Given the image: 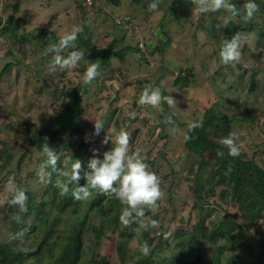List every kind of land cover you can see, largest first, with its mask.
<instances>
[{"label": "rangeland", "instance_id": "obj_1", "mask_svg": "<svg viewBox=\"0 0 264 264\" xmlns=\"http://www.w3.org/2000/svg\"><path fill=\"white\" fill-rule=\"evenodd\" d=\"M16 1L19 4L18 12L12 9V4ZM98 1L111 14L133 16L136 24L141 27L140 35L149 33L154 43L159 38L164 41L167 35L170 43L162 53L153 52L152 56L145 54L146 59L138 51L114 56L107 72L103 71L91 84L84 85L82 74L85 68L82 69V62L76 69L53 71L50 63L41 60V57L48 55L46 51L38 49L39 46L29 45L27 55L24 56L18 45L12 47L7 40L8 34L0 37V69L6 62L15 61V58L21 63L15 64L0 78V139L7 142L8 150L14 155L9 170L0 167V243H7L19 254L22 251H34L33 241L41 234L37 216L40 215L43 223H48L53 216L59 215L47 245L40 252L21 258L23 264H52L58 259V250L70 227L84 217L85 201L74 199L62 212H57L51 206L50 199L42 192L46 183L41 182L37 175L44 156L42 152L29 146L25 128L17 127L21 121L36 122L38 126L50 124L64 101L62 91L81 84L84 112L79 124L85 135L91 137V141L85 143L86 154L92 157V150L98 149L102 158V153L113 146L110 142L107 145L101 144L104 136L102 132L100 136H92L93 120H102L107 126L106 131H111L113 135L124 128L133 139L130 151H138L150 169L160 177L164 197L154 211L145 210L147 217L151 214L156 216L159 228L145 230L144 233L142 228H135L132 223L127 227L134 232L127 237L120 236L118 230L121 227L115 231L112 222H108L102 228L104 234L96 245L93 241L84 240L83 255L75 264H87L93 254L95 258L106 255L109 264H131L141 256L155 258L154 264H174L171 255L175 251L164 252L166 246L160 256L150 253L144 255L140 247L144 243L143 237H149L152 232L163 238L168 236V246L172 247L176 242L173 235L174 229L179 225L177 219L182 216L194 219L191 191L198 158L184 147L186 125L200 124L205 113L212 109L234 118L233 131L238 137L237 143L241 145V151L247 157L253 156L264 168V35L257 36L259 27L263 25V17L257 14L249 21L240 16L231 20L250 30L237 33L240 37V59L233 64L224 65L219 51L222 45L221 34L226 27L224 18L230 15L225 10L194 14L192 0H160L156 11L150 10L148 3L146 6L138 4L139 8L138 5L130 4L131 0H122L118 6L108 0ZM82 12L71 0H0L2 18L15 15L25 19L22 32H29L34 28L48 29L60 37L73 26L83 29L87 25L97 46H106L113 37L116 48L125 43L135 45L131 34H127L123 27H115L110 19H103V16H99L100 13L96 15L91 10H88V16L82 18ZM161 28L162 31L158 32ZM124 33L126 38L121 42L119 37ZM9 49L14 52V56H3ZM142 50L144 51V46ZM188 71L192 73L189 83L175 84V78L189 73ZM251 81L254 87L249 90ZM148 83L160 87L164 95H171L178 102V110L169 108L165 103L159 108L140 106L137 103L139 94ZM129 111L137 113L135 119L127 115ZM167 115H172L178 131L174 132L171 125L164 123ZM61 139L70 140L64 142L67 146L65 152L70 154L81 143L80 135L76 132ZM160 150L166 153L160 155ZM21 153L25 157L19 167L17 159ZM17 178L21 185L29 184L36 193L29 199L28 214L18 211L14 214L7 204ZM218 191L220 188H217ZM54 198L56 201L57 198ZM44 202V210L39 209ZM219 205L225 206L230 216L236 210L230 202H221ZM12 209L19 210L17 206H12ZM15 215L21 217V222L13 219ZM222 217L221 208H216L210 218L218 221ZM32 224L35 225L34 232L31 231ZM164 228L167 233L162 235ZM41 229L43 231L44 226ZM251 232L244 230L245 236ZM118 241L128 244L126 246L129 252L124 260L120 258L116 247ZM245 242L247 244L239 249L240 255L255 259L257 247L250 243L249 237H246ZM199 245L206 257L205 262L208 263L212 248L206 242H200ZM162 255L169 260L161 259Z\"/></svg>", "mask_w": 264, "mask_h": 264}, {"label": "trees", "instance_id": "obj_2", "mask_svg": "<svg viewBox=\"0 0 264 264\" xmlns=\"http://www.w3.org/2000/svg\"><path fill=\"white\" fill-rule=\"evenodd\" d=\"M71 1H73L74 6L82 9V18L88 16V10L95 11L96 15L100 13L99 16H103V19H110L115 27H123L127 34L130 33L132 36L131 39H134L135 43L134 46L130 43H125L122 47L116 48L115 38L113 37L106 46H97L93 40L92 31L86 25L83 27V31L78 34L75 49H66L63 53L66 56L71 50L82 51L84 53V58L81 60L82 69L86 67L85 61L89 63L98 61L101 65L100 72L102 74L103 71L107 72L109 70L112 65L111 59L114 56L138 51L146 59L145 54L148 53L152 56L153 52L162 53L170 43L167 35H165L164 41L159 38L157 43H154V39L149 33L140 35L139 29L141 27L136 24V19L129 14H121L128 17L126 23H116L115 17L119 15L111 14L102 8L98 0H91L90 3L86 0ZM108 1L116 6L122 2V0ZM151 2L152 0H131L130 4L146 6V3L149 4ZM232 2L239 6L245 0H232ZM255 2L260 6V10L255 15L258 14L263 17V25L259 27L257 32V36L262 37L264 35V0H255ZM140 5H138L139 8ZM137 8L135 9L137 10ZM12 9L14 12L19 11L17 1L12 4ZM24 23L25 19L22 17L10 15L7 19H4L0 15V37L8 34L7 40L11 42L12 47L18 45V49L24 52V56L27 55L26 50L29 45L39 46L38 49L46 51L48 55L41 57V60L51 64L52 54L49 53V47L53 43H58L59 37L48 29L38 30L34 28L29 32H22ZM241 30H250V28L245 27L241 23L231 21L221 34V43L223 44L225 40L230 39ZM160 31H162V28L158 32ZM125 34L119 37L121 42L125 40ZM143 46L144 51L142 50ZM4 54L14 56V52L11 49L3 53V56H5ZM15 64H21L20 60L15 58V61L6 62L0 69V78L7 74ZM188 72L183 76L178 75L174 80L175 84L189 83V77L192 73L190 71ZM34 75L38 78L35 71ZM51 78L53 79L54 77ZM81 86V84H76L62 91V100L64 101H62L59 111L54 115L53 121L50 124L38 126L36 122L21 121L17 126L18 128H25L26 141L30 147L42 152V145L47 142L51 148L55 149L59 157L57 168L61 170L70 168L73 159L81 160L83 162L82 166L86 170L87 162L91 158L85 152L86 135L79 124V119L84 112L82 103L84 94L80 91ZM253 87L254 84L251 81L249 90L253 89ZM234 120V118L212 109L205 113L204 119L195 129H189L191 123L186 125L184 147L187 152L198 158L192 181L194 187H192L191 191L194 219H187L184 216L177 219L179 225L174 229L175 232L173 235L176 242H174L172 247L168 246V236L163 238L161 235H154L153 232L149 237L144 236L143 242L147 241L149 247H151L150 254L160 256V252L166 246L164 252L175 251L171 255V258H174V264H264V168L253 156L247 157L246 153L241 150L240 155L237 157L228 156L227 149L222 148L220 145L219 141L221 138L228 136L230 133H234ZM106 128L107 126L105 125V130ZM72 132L80 135L79 142L81 143L78 149L70 154L65 152L67 146L64 144V142H70V140L61 138L68 136ZM102 133L105 134V132ZM218 150L225 152L223 158L217 156ZM165 153L164 150H160L158 154L164 155ZM24 157V153H21L17 159V166H21ZM13 159L14 155L8 150L7 142L0 139V167L9 170ZM45 159L46 157H43L41 163ZM229 168H231V171L226 175L225 173ZM46 171L52 173L51 179L53 178L54 181L58 178L57 172H53L51 167L47 168ZM54 181L46 183L42 192H45L50 199L51 206L55 207L57 212H62L63 208L67 204H71L74 198H72L70 193L67 196L59 195V190L54 187ZM84 183L85 181L81 179L80 184L83 185ZM17 186L25 190L28 197L26 202L27 211L22 212L23 214H28L29 199L36 193L29 184L22 183L21 185L18 178L16 179L15 187ZM217 188H220V191L217 192ZM54 197L57 198L56 201ZM8 201L9 209L14 214L17 211L21 213L20 210L12 209ZM221 202H230L233 204L236 207L235 212L230 216L227 208L219 205ZM84 203L86 210L84 217L70 227V231L62 240V247L58 250V259L52 264L77 263L84 252V240L93 241L96 245L97 241L104 234L102 228L107 226L108 222H112L115 231L121 227L118 230L120 231V236H132L133 230L120 222L119 217L123 206L117 199L94 192ZM45 206L46 203L44 202L39 209L44 210ZM216 208H221L223 212L222 219L218 221L210 218ZM147 215L148 213H146ZM58 217L59 215H55L51 221L43 223L40 215L37 216L41 224L39 228L41 234L33 241L35 244L34 251H22L19 254L7 243L1 242L0 264H23L21 261L23 256L40 252L49 242L52 230L54 229V223ZM149 218L156 219V216L151 214ZM172 218L175 220V216ZM133 224L135 228L140 229L137 223ZM42 226H44L43 231L41 229ZM34 230L35 225L32 224L31 231L34 232ZM142 230L144 233L146 232L144 229ZM244 230L252 232L250 235L245 236ZM166 233L167 230L164 228L162 235ZM246 237H249L250 243L257 247V256L255 259H247L239 253V249L247 244L245 242ZM200 242H206L212 248L208 263L205 262L206 257L203 255V251L200 250ZM126 245L128 244L124 241H118L116 244L122 260L125 259L129 252ZM94 255L89 258L87 264H109L106 255H101L96 258ZM154 259L149 258V256H141L131 264H154ZM161 259L169 260L164 255H162Z\"/></svg>", "mask_w": 264, "mask_h": 264}, {"label": "clouds", "instance_id": "obj_3", "mask_svg": "<svg viewBox=\"0 0 264 264\" xmlns=\"http://www.w3.org/2000/svg\"><path fill=\"white\" fill-rule=\"evenodd\" d=\"M159 2L160 0H152L148 5L149 9L158 10ZM192 4L194 5L192 13L194 14L225 10L230 14L224 18L225 26L238 16L249 21L260 10V6L255 0H245L239 6L232 0H192ZM82 31V27L73 26L70 31L59 37L58 43L50 45L49 53L52 54L50 68L53 71L57 68L59 70H71L79 67L84 58L82 51L71 50L66 56L63 53L66 49H75L78 34ZM240 55L239 34L233 35L223 42L219 57L224 65L237 62ZM85 64L82 83L89 85L100 76L101 65L98 61L91 63L85 61ZM137 103L140 106L152 108H159L166 103L169 108L177 109L178 102L171 95H164L160 87H154L148 83L139 94ZM127 115L131 119H135L137 113L129 111ZM93 121L92 136H100L101 132H105L101 144L107 145L110 142L113 146L102 153V158H100L99 150L93 149V155L87 162L86 170L82 166L83 162L79 159H73L70 168L61 170L57 168L59 157L56 150L46 142L42 145V154L46 159L37 172L41 182L48 183L51 181L52 173L46 171L47 168L51 167L53 172L58 174V178L54 181V187L59 190V195L67 196L70 193L72 198L81 202L87 201L94 192L107 197H114L123 206L119 219L124 226L137 223L144 230L159 228V221L147 217L145 210L154 211L158 207V202L164 197L160 177L150 169L138 151H130L132 137L127 130L121 128L113 135L111 131L105 130L102 120ZM164 123L171 125L174 132L178 131L172 115L165 116ZM198 126L197 123H192L189 125V129L192 130ZM237 140L236 133H230L220 139L219 143L222 148L227 149L228 156L237 157L240 155L241 145L237 143ZM90 141L91 137L86 136V142ZM217 156L223 158L225 152L218 150ZM230 171L231 168L225 174L227 175ZM81 179L85 181L83 185L80 184ZM27 200L25 190L17 186L12 188V198L8 203L11 206H17L21 212H26ZM13 219L18 223L21 222L19 215H15ZM140 251L144 255L150 253L151 249L147 241L142 244Z\"/></svg>", "mask_w": 264, "mask_h": 264}, {"label": "built area", "instance_id": "obj_4", "mask_svg": "<svg viewBox=\"0 0 264 264\" xmlns=\"http://www.w3.org/2000/svg\"><path fill=\"white\" fill-rule=\"evenodd\" d=\"M88 3L91 2V0H86ZM128 20V17L126 15H119L117 17H115V22L116 23H120V22H124L126 23Z\"/></svg>", "mask_w": 264, "mask_h": 264}]
</instances>
